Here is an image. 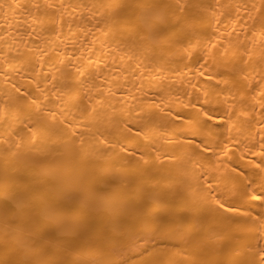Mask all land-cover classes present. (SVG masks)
I'll return each mask as SVG.
<instances>
[{"label":"bare ground","instance_id":"bare-ground-1","mask_svg":"<svg viewBox=\"0 0 264 264\" xmlns=\"http://www.w3.org/2000/svg\"><path fill=\"white\" fill-rule=\"evenodd\" d=\"M0 264H264V0H0Z\"/></svg>","mask_w":264,"mask_h":264}]
</instances>
